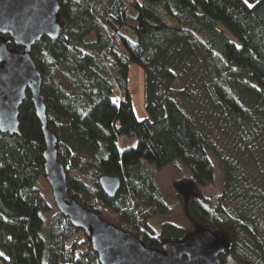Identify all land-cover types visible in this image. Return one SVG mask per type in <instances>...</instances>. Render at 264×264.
Segmentation results:
<instances>
[{
    "label": "trees",
    "instance_id": "obj_1",
    "mask_svg": "<svg viewBox=\"0 0 264 264\" xmlns=\"http://www.w3.org/2000/svg\"><path fill=\"white\" fill-rule=\"evenodd\" d=\"M58 1L61 37L31 55L71 195L150 248L206 227L227 240L222 264H264V0ZM132 65L145 78L142 120ZM19 120L20 135L0 133V183L5 169L25 182L20 207L0 199V264H101L51 189L37 186L48 183L45 141L30 100ZM120 139L136 145L121 150ZM178 161L192 175L174 183L170 204L157 174ZM216 163L222 188L206 197ZM104 175L121 179L114 198L100 186ZM177 212L190 232L171 220Z\"/></svg>",
    "mask_w": 264,
    "mask_h": 264
},
{
    "label": "water",
    "instance_id": "obj_2",
    "mask_svg": "<svg viewBox=\"0 0 264 264\" xmlns=\"http://www.w3.org/2000/svg\"><path fill=\"white\" fill-rule=\"evenodd\" d=\"M58 0H0V133L20 135V109L30 100L41 122L45 149L44 172L58 211L91 240L101 264H222L227 240L206 227H198L183 241L150 248L127 230L102 219L74 198L68 176L58 158V137L49 127L42 76L32 59V48L44 38L63 33ZM22 51L11 49V45ZM104 193L114 198L121 188L118 176L99 180Z\"/></svg>",
    "mask_w": 264,
    "mask_h": 264
},
{
    "label": "rangeland",
    "instance_id": "obj_3",
    "mask_svg": "<svg viewBox=\"0 0 264 264\" xmlns=\"http://www.w3.org/2000/svg\"><path fill=\"white\" fill-rule=\"evenodd\" d=\"M142 2L143 0H138ZM258 0H248V4L253 5ZM129 88L132 94L133 99V107L137 118L142 120L146 117L147 109H146V100H145V78L143 71L137 67L136 65H132L130 68L129 75ZM114 102H119L121 100V95L117 91H114L112 96ZM118 145L121 150L128 149L134 147L136 145V141L132 140L131 142L126 143L123 139L118 140ZM192 173L190 169L185 166L183 163L178 161L173 166H169L164 170L160 171L157 174V183L162 188L165 197L170 202V204L175 203L174 197V183L180 181L182 179H188L191 177ZM2 181L0 183V199H3L7 205L12 206L14 208L20 207V191L23 186H25V182L23 180H16L12 171L10 169H5L2 177ZM10 181L11 188L7 189V182ZM22 181V182H21ZM42 191L49 192V184L44 181L40 182L37 185ZM222 188V173L221 169L216 163V173L214 184L202 189L204 196H209L213 193H219ZM51 189V188H50ZM52 192V191H51ZM51 213H44L42 215L44 223L42 227V235L47 238L49 232V220L51 217ZM177 219H171L176 221V225L185 229V231L190 232L192 230V225L189 220L183 217L181 212H177L175 215ZM169 221V220H168ZM166 222L165 219L161 220L160 223Z\"/></svg>",
    "mask_w": 264,
    "mask_h": 264
},
{
    "label": "flooded vegetation",
    "instance_id": "obj_4",
    "mask_svg": "<svg viewBox=\"0 0 264 264\" xmlns=\"http://www.w3.org/2000/svg\"><path fill=\"white\" fill-rule=\"evenodd\" d=\"M12 45H13V44H12ZM12 45L10 46V47H11V49H13V48H12ZM20 48H21V47H20ZM21 49H22V48H21ZM15 50H16V49H15ZM18 51H22V50H18Z\"/></svg>",
    "mask_w": 264,
    "mask_h": 264
},
{
    "label": "snow or ice",
    "instance_id": "obj_5",
    "mask_svg": "<svg viewBox=\"0 0 264 264\" xmlns=\"http://www.w3.org/2000/svg\"><path fill=\"white\" fill-rule=\"evenodd\" d=\"M248 2V0H245V3H247Z\"/></svg>",
    "mask_w": 264,
    "mask_h": 264
}]
</instances>
